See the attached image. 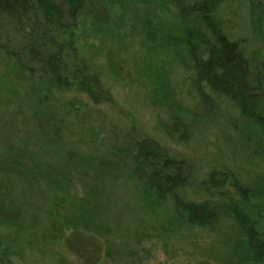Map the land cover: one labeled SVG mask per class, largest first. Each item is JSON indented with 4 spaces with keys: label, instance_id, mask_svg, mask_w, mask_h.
Returning <instances> with one entry per match:
<instances>
[{
    "label": "rangeland",
    "instance_id": "1",
    "mask_svg": "<svg viewBox=\"0 0 264 264\" xmlns=\"http://www.w3.org/2000/svg\"><path fill=\"white\" fill-rule=\"evenodd\" d=\"M95 1L102 20L87 10L56 33L110 101L96 103L76 86H46L29 60L0 52V160L20 154L21 166L0 171V206L19 210L14 220L0 217V264H264L238 220L240 213L264 241V0H221L212 14L249 63L261 121L193 81L175 0ZM147 14L157 35L144 28ZM167 124L177 132L166 133ZM126 133L184 161L175 191L207 202L213 223L188 222L170 196L143 190L167 183L146 179L151 170L142 167L145 182L123 171L104 177L103 199L84 198L97 165L118 157L113 149Z\"/></svg>",
    "mask_w": 264,
    "mask_h": 264
},
{
    "label": "trees",
    "instance_id": "2",
    "mask_svg": "<svg viewBox=\"0 0 264 264\" xmlns=\"http://www.w3.org/2000/svg\"><path fill=\"white\" fill-rule=\"evenodd\" d=\"M220 1L175 0L179 16L185 23L182 41L189 48L193 61V81L196 84L205 82L212 90L234 101L246 118L261 121L262 117L257 114V109L262 96L253 84L249 63L243 56L238 42L224 34L212 15ZM63 8H66L67 16L73 21L72 25L63 21ZM101 8L95 0H0V52L19 60L22 57L29 60V72L32 76L36 72L46 82V86H76L96 103L100 100L110 101L111 96L103 90L98 75L87 69L83 60L76 54L73 44L63 43L56 33L59 29L75 26V18L87 10L92 12L94 18L102 20L103 17L98 15L103 13ZM145 18L146 31L153 30L157 35L152 18L148 14ZM195 23H204L209 32L204 35ZM172 121L181 124L179 116L174 115ZM164 129L170 134L177 132V129H171L169 124L165 125ZM121 138V146L113 149V154L118 157L114 160H104L102 166L97 165L91 178L93 182L89 183L92 187L83 192L85 199H103L104 185L101 182L106 176L114 179V176L128 171L132 177L138 175L143 182L148 177L155 176L164 180L167 187L160 189L156 182L149 180L146 185L143 183V190L151 189L158 198L170 196L176 208L186 214L188 222L202 225L213 223L214 214H210L207 202L197 205L193 201L180 198L175 191L186 178L183 160L178 161L167 156L157 142L154 143L146 137L142 140L137 135L130 136L126 133ZM9 153L0 160L1 172H16V169L21 167L18 165L20 154L17 153L18 156L11 160L10 157L6 158ZM141 167L151 170L146 179L142 173L144 170L139 172ZM64 173L66 174L63 170V177ZM3 184L0 180V190L3 189ZM18 215L19 210L4 209L0 206V217L14 220ZM238 220L244 226L247 239L256 241L254 247L250 248L257 256H262L264 241L258 239L256 230L245 225L246 222L240 213Z\"/></svg>",
    "mask_w": 264,
    "mask_h": 264
}]
</instances>
